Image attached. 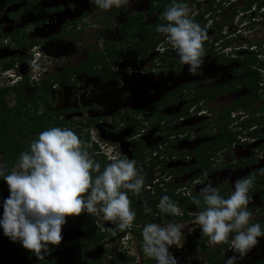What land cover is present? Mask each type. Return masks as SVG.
Here are the masks:
<instances>
[{"label":"flooded vegetation","instance_id":"af4514ba","mask_svg":"<svg viewBox=\"0 0 264 264\" xmlns=\"http://www.w3.org/2000/svg\"><path fill=\"white\" fill-rule=\"evenodd\" d=\"M85 1L87 6H84L79 15L70 16L71 12L73 14L77 9L82 8L77 0H0V13L4 15L0 19V34H2L0 50L5 49L6 52L10 50L12 54H19L15 57L12 55L4 56L0 59V64L13 59L15 63L8 70H12V76L15 75V80L19 78L16 83L26 81L27 86L35 85L34 91L43 85V81L48 85L45 91L40 90L36 93V95H40L42 102L52 103L51 107H48L47 103L44 109L52 112L50 114L52 117L59 119L64 117L66 120H70L72 127L69 129L88 145L87 151L96 162H99L100 167L104 168L106 163H102L100 153L88 143L91 132L96 134L98 138L104 137L106 134L113 136L116 133L119 135L123 130L126 131L125 136L133 135L131 136L132 142L124 138L128 149L127 158L130 159L135 149L133 143L142 142L139 138L140 130L144 129L138 128L139 130H137L136 125L128 126L130 115L138 121V126L142 124L145 127L147 122L152 121L153 124L161 126V131L163 129L170 130L169 125H165L169 120L173 124L181 126L199 119L176 133L182 134L185 131L184 135L191 132L196 133V142L186 152L187 155L185 153L179 155L180 150L166 149L162 150V153L158 152L157 147L171 136L173 137L170 132L163 136L162 132L150 131L151 136L153 132L160 136L159 142L147 147L142 142V145L145 147L144 150L151 148L156 159L161 158L162 155H167L169 158H190L187 163H184L185 165H180L186 170L183 171L185 175L179 176L183 178V176L189 175V178L192 174H196L194 179L199 176L204 185L210 184L218 190L219 194L229 195L232 191L228 184L216 179V174L220 170L233 171L249 166L250 169L246 167L245 173L238 177L244 178L251 170L264 167V159L256 161V157L239 156L233 145L236 144L234 140L229 146L217 147L213 144L207 146V142L218 136L214 122L225 121L227 118L220 119L225 110L234 101L249 97L247 71L251 67L259 74L256 91L258 99L249 107L239 108L236 111L238 114L236 119H231L232 110L229 111L231 121L227 123L226 129L230 132L229 124L240 119L238 125L241 130H244L243 135L248 139L259 141L250 149L248 148L249 153L255 150V146L256 149L264 152V133L260 130L264 128V110H255L264 105V101L260 100L264 97V87H262V85L264 86V43L262 50L259 49L260 42L253 45H250L249 40H246L245 43H237L238 40L243 41L245 34L251 31H260V35H264V12L259 14L253 10L254 6L264 7V0H192L190 4L186 3V0H180L187 6L190 17L204 29L207 36L203 42L202 71L195 74L188 73L187 65L180 63L175 50L165 41L164 34L157 33L155 30L157 25L167 23L162 19L161 14L166 7L170 6L171 0H141L136 8L144 6L143 11H127L125 15V5L118 9H110L105 14L102 13L103 10L97 8V12L102 14L100 24L103 26L102 36L105 31L111 32L112 30L110 23L108 26V20L105 19H112L114 22L117 21L115 34L119 36L118 42L108 44L107 47L104 46L103 50L97 47L96 41L91 42L87 48L95 47L86 54L85 61L71 67L65 66L64 57L71 51L68 49L71 45L69 42L71 39L68 37L75 33L88 32L89 27L94 24V22L84 18L90 17V15L94 17L96 6L91 4L90 0ZM90 8H92L91 11ZM22 16H31V18L19 19ZM104 16H106L105 19ZM226 28L227 30H225ZM39 31L44 32L46 37H39ZM30 32H33V36L38 34L37 38L29 39L27 36L30 35ZM118 52L122 56L115 63L112 61L113 64H111L108 55L112 57ZM37 55L40 58L35 61L34 56ZM56 57L61 58L57 59ZM250 57H254L256 61L253 66L249 64ZM34 61L35 64H40L41 67L47 69L38 77L32 70ZM55 62L57 66L54 68ZM50 63L53 70L48 72L51 70H48ZM22 65H25V70H18L16 66ZM115 71H119V73L117 74ZM118 75L119 78H117ZM155 76H164L165 86L162 84L164 88L161 90L157 87L154 90L152 87L154 83L152 82V86H150L147 82L148 78ZM15 80L10 81L12 83ZM118 95L121 97L131 96L129 100L132 104L131 107L113 108L109 105L105 106L106 101H110ZM196 98H198L197 101L190 102ZM258 102L261 103L257 104ZM210 104L213 105L214 110L208 107ZM255 104L257 105L254 106ZM142 108L145 110L139 112ZM40 114L41 117H44L43 113ZM142 115H146L150 120L143 122ZM206 115L212 117L211 127L208 131L203 129L202 122L200 123V120ZM250 119L260 122H250L249 125H246ZM74 126L76 127L74 128ZM257 126L260 129H257ZM135 129V134H133ZM45 130L31 131L29 133L31 135L30 140L34 136L37 138L39 133ZM158 130L160 131V129ZM197 147L201 154L207 158L206 175L201 173V167H192L194 160L190 153ZM172 151H177V154H172ZM92 152L98 153L99 159H96ZM169 152L171 154H168ZM240 163L243 164L240 165ZM234 165L238 167L236 168ZM174 168L167 166V162L162 164V168L159 171L156 170L158 173L155 176L157 182L166 184L164 180L166 175H169L170 178L168 176L169 180L167 181L169 183L166 185L177 183V181L171 180V176L173 178V175H178L174 174L173 171H168L174 170ZM263 172L264 168L262 169ZM1 184L3 183H0L2 193L0 197L4 195L7 198L9 195L8 187L6 184ZM262 184H264V180L258 181L259 192L249 194L250 196L257 195L260 202H264L261 200V197L264 198V189L260 187ZM162 189L168 188L163 186ZM252 189H254L253 186L250 190ZM188 193L186 195L189 198L192 194L200 196L195 192ZM143 195L144 192L130 197L129 200L139 207H130L136 214L135 219L132 226L123 231L114 222L99 218L93 219L91 215L84 212L74 217L75 221H71L66 225L65 230H61L60 244L58 246L49 245L50 254L45 257L46 264L155 263L154 260L146 257L142 250L141 230L143 226L149 222L161 225H166L169 222L177 223L180 218L160 212L157 208L159 196H157L158 203L154 207H141L138 198H142ZM173 196L181 197L176 191ZM178 207L182 214H186V210L189 209L192 212L189 219H186L188 222L190 221V224L188 230L185 229L183 232L182 247L177 249L172 246L169 249L170 253L177 259V264H224L226 258L222 256L221 252H229L231 250L229 246L226 249H220L218 254L222 244H209L208 238L201 234L200 226L193 221L196 212L199 210L193 205ZM145 208L151 209V211L146 212ZM258 212L261 210L259 209ZM107 223L111 224L108 225ZM1 235H3L2 232H0ZM0 253L7 255L6 264H9L11 259L9 254L16 255L17 260L23 264H44V262L37 261L28 250L23 249L19 242L12 243L8 240L1 243ZM263 259L264 256L262 255L260 259L254 260V264Z\"/></svg>","mask_w":264,"mask_h":264},{"label":"clouds","instance_id":"9594fccd","mask_svg":"<svg viewBox=\"0 0 264 264\" xmlns=\"http://www.w3.org/2000/svg\"><path fill=\"white\" fill-rule=\"evenodd\" d=\"M90 3L108 11L128 4L129 0H90ZM253 10L261 14L264 7ZM161 15L167 23L157 25L156 32L164 34L180 63L187 65L189 74L202 71L203 42L207 39L204 29L190 17L187 6L180 0H171ZM91 27L97 25L92 24ZM97 47L103 49V37L98 39ZM34 58L37 61L40 56ZM35 61L32 70L38 77L47 69ZM8 71L11 70L2 72ZM11 80H15V75ZM232 115L231 119L238 116L236 112ZM91 134L90 146L102 157L110 155L108 159L111 162L106 163L103 171H100L99 162L90 156L88 146L69 128L51 127L40 132L28 151L20 153L7 174L0 160V180L6 183L9 191L8 197L0 201L3 210L0 213V230L12 243L19 242L23 249L44 264L45 257L50 254L49 245L58 246L61 242L65 217H76L84 212L114 222L123 231L132 226L136 215L130 209L125 190L139 195L142 187L147 186L144 191L152 194L155 187L162 189L168 186L157 182L155 176L145 185L144 174L134 159L115 154L113 146ZM152 153L150 158L155 157ZM253 182L251 175L238 178L227 198L210 184L200 189L204 207L196 212L194 223L200 226V232L208 238L209 244L229 246L233 255L225 259L224 264H239L258 245L260 238H264L261 225L250 222L252 213L248 205L252 197L249 190ZM178 185L176 193L187 197L185 189L180 191L184 187L182 183ZM192 202L199 206L201 199L193 198ZM157 208L171 216L182 215L181 209L167 195L160 198ZM145 211L151 209L145 208ZM183 227V224L173 222L166 225L146 223L141 230L144 255L155 264H177L169 249L182 247Z\"/></svg>","mask_w":264,"mask_h":264},{"label":"rangeland","instance_id":"374dc122","mask_svg":"<svg viewBox=\"0 0 264 264\" xmlns=\"http://www.w3.org/2000/svg\"><path fill=\"white\" fill-rule=\"evenodd\" d=\"M80 5L82 6L81 9H77L73 14L71 12L70 16H78L79 13L82 11V9L84 8V6L86 5V1L84 2V0H77ZM84 2V3H83ZM141 0H129V3L125 5V12L124 15L127 13V11L130 12H135V11H143L145 8L144 6L141 8H136V6L138 4H140ZM83 3V4H82ZM186 3H192V0H186ZM188 5V4H187ZM254 8H257V6H254ZM90 11L92 10V8L89 9ZM88 10V11H89ZM89 11V12H90ZM95 13L93 14L94 17H92V15H90V17L84 18V19H88V21L90 22H94L95 25H97V27L93 28V27H89L88 32H82V33H75L72 36L68 37L69 39H71L69 42L71 43L70 48L69 49V53L66 55V57H64L65 59V63L64 65L67 67H71L76 65L77 63L81 62V61H85V56L86 54L89 52V50H93L94 47L90 46L89 48H87L89 46V43L94 42V41H98V39L100 38V34L101 37H103L104 39V46H108V44H112L113 42H118V38L119 36L115 34V26L117 25V21L114 22V20L112 19H105L106 16H104L105 20H108L107 25L110 23V29L111 32H107L105 31L103 36H102V30H103V26L100 25L101 24V19H102V14L101 12H97V7H95ZM106 11H102L103 14H105ZM25 15V14H24ZM4 15L2 13H0V19H2ZM31 16H22L19 19H30ZM113 27V28H112ZM107 29V28H106ZM227 30V28L225 29ZM40 32V31H39ZM44 32H46L44 30ZM44 32H40L39 37L44 38L46 37ZM30 35L27 36L29 39L32 38H37L36 36H33V32L29 33ZM264 35H260V31H251L250 33H246L245 36L243 37V41H237V43H245L246 40H249L250 45H253L255 43H259L261 44V46H259V49H263L262 44L264 43ZM245 39V40H244ZM105 47H103L104 49ZM100 49V48H99ZM102 49V50H103ZM256 49H258V47H256ZM15 57L16 55L19 54H12V51L7 50V52L5 51V49H1L0 50V59H2L4 56H11ZM36 57V56H35ZM57 59L61 58V57H56ZM56 63V62H55ZM111 64L112 61L110 62ZM115 63V62H114ZM18 64V63H17ZM57 66V63L54 65V68ZM18 67V70H25V65L22 66H16ZM30 67V65H29ZM51 69L48 72H51L53 70L51 63L48 66V70ZM115 73H119V71H115ZM12 70L8 71V72H2L0 70V88H4L7 86H10L11 84V79H12ZM164 76H155V77H150L147 79V82L149 83L150 86H152V82L154 83L153 89L155 90L156 87L161 90L162 88H164V84L165 82H163L165 79L163 78ZM117 78H119V75L117 76ZM9 80V81H8ZM164 86H163V85ZM162 86V87H161ZM34 87L35 85H28L25 87V89L21 90V94H22V98L23 100L21 101V104L18 105L20 106V112L22 113L24 116L22 118H14L13 122L17 123L15 125H13V132H12V139L15 140L16 138H19L20 141L24 142V143H28L30 142L31 139V135H29L30 128L33 125H37L38 128L37 129H49L51 127H66V128H71L72 125L70 124V120H66L64 117H61V119L59 118H55L52 117L50 114L52 112L48 111L47 109H44L45 105L47 104L48 107H51L52 103L51 102H42L40 100V95L39 94H35L33 96V92H34ZM131 96L125 97L121 95L118 96H114V98H112L110 101H106L105 102V106L109 105V107H113V108H122V107H131L130 105L131 102H129ZM260 100L264 101V97L261 98ZM1 101H3L4 103V108L6 109H10L13 110L17 104L15 102V99L13 97V95L6 94ZM48 101H50V99H48ZM34 102L37 107L34 110H30L28 109V107L31 105V103ZM261 102H258L257 104H259ZM257 104H255L254 106H256ZM208 107L211 108V110H214V107L212 104H210ZM217 107V106H216ZM43 113L45 120H42L44 117H41V114ZM199 119L195 120L198 121ZM68 121V122H67ZM194 121V122H195ZM240 119L236 120L235 122H233L232 124H229V129L230 132L233 134L234 138V142L236 144L234 145V148L236 149V153L239 154V156H247L248 157H256V161H261L262 159H264V152H262L261 150L256 149L255 146V150L248 151V148L250 149L253 145L257 144L259 141L254 140V139H248L247 137H245V135H243L244 130L239 127L238 123H239ZM67 122V123H66ZM192 123H185L184 125H177V124H173V122L171 120H169L168 123H165V125H169L170 130L166 131L165 129H163L161 131V126L159 125H155V123L153 124V122H147L144 129L141 131L140 130V139L142 140L143 144L145 145V147L153 144V143H158L159 142V138L160 136H158V134H155L153 132V135H150V131H155V132H162L163 136L165 135V133H169L173 135V137L171 136L169 139H167L166 141L163 142V144L159 145L157 147L158 152L162 153V150H166V149H170V150H180L182 153H185L187 151H189L195 144L196 142V137L194 132L188 133L186 135H184L186 133V131L182 134H176L179 130H184L186 125L190 126ZM202 122V123H201ZM211 122H212V117L211 116H204V118H202L200 120L201 125L203 126V129H207L206 131H208L211 127ZM76 126H74L75 128ZM109 128V127H107ZM156 129V130H153ZM160 129V131L158 130ZM257 129H260L259 126H257ZM262 131V133H264V128L260 129ZM18 132V134H15V132ZM16 132V133H17ZM155 134V135H154ZM126 131L123 130L121 131V134L119 135H113L111 136V134H106L104 135V137H100V139L98 140H102L104 143H106L107 145H111L114 147V153L119 155V156H123L124 157H128V149L126 147ZM91 137V134H90ZM125 138V140H124ZM90 139V138H89ZM88 139V143L89 140ZM93 139H97L95 137H93ZM88 146V145H87ZM91 150L94 152V150L91 148ZM92 152V153H93ZM143 153H146V150H144ZM98 153H93V155L96 156V159H99ZM154 154V152L152 153ZM187 155V154H186ZM1 154H0V159H1ZM110 156V155H109ZM109 156H100V159L105 163H110L111 161L108 159ZM104 158V159H103ZM150 158V156L145 157V161H148ZM108 159V160H107ZM190 160V158H185V157H176L174 159H170L167 155H162L161 158H157L154 162L158 163L159 167L162 166V164L167 162V166H169L170 168H174L176 165L180 166V165H185L184 163H187ZM16 163H7L6 164V168H5V174H7L8 172H11L13 166ZM247 168L250 169L249 166H246ZM246 167H243L242 169H238V170H233V171H228L227 169L224 170H220L219 172H217L216 174V179H220L221 182H223L224 184H228L231 188H232V184L235 180L238 179V177L240 175H243L245 173V171L247 170ZM155 169V168H154ZM150 173L152 177L156 176L158 173L156 170H154ZM185 175V174H182ZM169 175H166V178L164 180V182H166V184H168L169 182H167ZM189 175L187 176H183V178H181V176H175L173 175V178L171 176V180L173 181H177V183H182V185L184 186L183 188L180 189V191H183L185 189L184 192L186 193H197L200 194V189L204 186V182L199 178V176H197L196 179L194 180H186L188 178ZM170 178V176H169ZM3 184L4 181L2 180ZM261 189H264V184L260 185ZM147 186L144 187V189H146ZM169 189V188H168ZM161 189V192H170L171 193V189ZM233 190V188H232ZM177 191V189H176ZM140 193H143L142 190ZM175 193V190L173 191V194ZM188 193V194H189ZM172 194V193H171ZM0 195H2L1 193V186H0ZM193 197V196H192ZM191 197V198H192ZM252 200L250 202V204L248 205V209L251 211L252 216L250 218V221H254V219H258L261 220L262 218H264V202H260L258 200L257 195H253L251 196ZM259 209L261 210V212H258ZM186 214H182L179 215L180 221H178L177 223H181L184 225L182 231L184 232L185 229L188 230V226L190 224V221L188 222L186 219H189V215H191V210H186ZM93 219H98L99 217H95L92 216ZM100 219V218H99ZM66 223L64 225H62L61 230H65L66 229V225H68L69 223H71V221H75L74 217H65ZM194 221V220H193ZM170 223V222H169ZM108 225L111 223H107ZM112 226V225H111ZM0 232H2V230H0ZM231 236V234H230ZM175 251V250H174ZM229 253V254H228ZM222 256L224 258H228L230 257V255L232 256L233 253L231 250H229V252H221ZM264 256V239L260 238V242L258 243V245L256 247H254L246 256L245 258L239 262V264H254V260H256L257 258L260 259L261 256ZM203 256V254H202ZM10 262L9 264H23L20 261L17 260L16 255L9 254ZM155 264V263H153Z\"/></svg>","mask_w":264,"mask_h":264},{"label":"trees","instance_id":"16d2710c","mask_svg":"<svg viewBox=\"0 0 264 264\" xmlns=\"http://www.w3.org/2000/svg\"><path fill=\"white\" fill-rule=\"evenodd\" d=\"M1 7V6H0ZM229 20V19H228ZM0 37H2V34H0ZM120 53H115L113 54V56L111 57V55H108V57H110V60L115 62L117 61L122 55H119ZM249 64L251 66H253V64L256 62L254 60V57H250L249 58ZM15 63V61L13 59H9L7 61H4L3 64H0V70L1 71H6L9 68L13 67V64ZM248 73V83H247V87L249 88L250 94L248 95L249 97L246 99H239L233 102V104L227 108L224 112L223 118H227L225 119V121L221 120L219 122H214V124L217 127V133L218 136L216 138H214L212 141L207 142V146L209 147L210 145H216L217 147H221V146H229L231 141H233L234 136L227 131L226 127H227V123L231 121V119L229 118V111L232 110V112H236L239 108H245V107H249L251 106V104L256 101L258 99V94L256 93L258 86H257V82L259 80V74L252 70L251 67L248 69L247 71ZM59 80V79H58ZM43 85L36 91L33 92V96L37 93V91H45L47 88V84H45V82L43 81L42 83ZM27 86V82L23 81L21 83H15L13 85L4 87V88H0V154L1 159L3 164L5 165L6 168V164L7 163H16L19 155L21 152H25L28 151L29 146L31 144V142L35 139V136L32 137V140H30V142H28L27 144L20 141L19 138H16L15 140L12 139V132H13V125L17 124L14 123L13 120L14 118H22L24 115L20 112V109L18 105L21 104V101L23 100L22 98V94H21V90L23 87ZM262 87H264L262 85ZM11 94L13 95L15 102L17 104V106L13 109H6L4 108V103L3 101H1V99L6 95V94ZM199 98V97H198ZM193 99L190 102L193 103L195 101H197V99ZM36 104L34 102L31 103V105L28 107V109L30 110H34L36 108ZM185 109V108H184ZM145 108H142L139 110L140 111H144ZM255 110H264V105L258 107ZM142 120L143 122H147L150 119L146 116V115H142ZM260 122L259 120H254V119H250L246 125H249L250 122ZM138 121L132 116H129V122L127 123L128 126L133 127L134 125L137 126V130H139L138 128L142 129L144 128V126L142 124H139L140 126L137 125ZM37 125H33L30 128V131L32 132H36L38 129ZM135 130H133V134H135ZM17 132V131H16ZM15 134H18V132ZM133 135L127 136L126 140L128 141H133V138L131 137ZM167 137V136H165ZM165 139V138H164ZM134 144V151H133V155L130 159H134L136 161L137 167H139L142 170V173L144 174L145 177V185L149 184L151 181H153V177L151 176V172L154 170L158 171L162 168L158 167V163L154 162L156 160V157H153L151 159H149L148 161H145V157L150 156L151 154V148H146V153L144 152L145 147L142 145V142H135ZM219 145V146H218ZM168 154H171L170 152ZM172 154H177V151L173 152ZM182 154L181 151H179V155ZM191 156L193 157V164L192 167L194 166V168H202V172L203 174H205L207 168H208V163L207 158L203 156V154H201L200 149L197 147L195 148L193 151H191ZM243 163H240V165H242ZM234 167H238L237 165H234ZM264 167L261 166L259 168H255L253 170H251L245 177L251 175L254 177V182L252 184V186L254 187V189L249 191V194L251 193H257L259 192V187L257 185V182L260 180H264V172L262 173V169ZM104 168L100 167V171H103ZM191 169V168H190ZM193 169V168H192ZM186 169L183 168V166H177L176 168H174V170H168V171H173L174 174L176 175H182L183 171H185ZM196 176L195 175H191L188 180H192L194 179ZM0 183H3L2 180H0ZM1 185H5V184H1ZM179 185L178 184H171L170 186H167V188L171 189V193L170 192H161V189H157L156 187L154 188L153 191H151L153 194H150V192L148 191H144L143 187H142V192H144V195L142 196V198H138V202L141 203V207H154L157 203H158V197L161 198L162 195H167L174 203H176L178 206H183V205H193L196 207L197 210H202L204 205L202 203V197L198 196L196 194H192L189 197H175L173 196V191L175 190V188H177ZM4 189V188H3ZM168 189V190H169ZM127 191V195H128V199H130L131 196H133V194ZM221 196H223L224 198H227L228 194H224V193H220ZM193 196V197H192ZM192 197V198H191ZM4 195L0 197V201H2L4 199ZM193 198H197V199H201V204L199 206H197L196 204H194ZM181 199V201L179 202V200ZM261 200L264 201V198L261 197ZM130 201V200H129ZM130 207H136V204H133L130 201ZM139 207V206H137ZM2 208H0V213H2ZM251 223H259L262 227V229H264V219L261 220H256L253 221ZM9 239L7 237H5L4 235L0 236V244L4 243L6 241H8ZM227 244H222L221 247L218 250V254L220 252V249H226L227 248ZM7 263V255H5L4 253H0V264H6ZM257 264H264V259L261 261H258Z\"/></svg>","mask_w":264,"mask_h":264},{"label":"built area","instance_id":"2783aa9c","mask_svg":"<svg viewBox=\"0 0 264 264\" xmlns=\"http://www.w3.org/2000/svg\"><path fill=\"white\" fill-rule=\"evenodd\" d=\"M175 157H171L170 159H174ZM187 194V193H186Z\"/></svg>","mask_w":264,"mask_h":264}]
</instances>
